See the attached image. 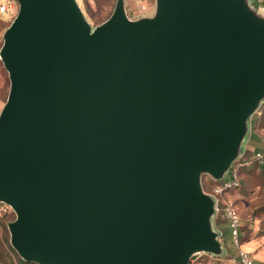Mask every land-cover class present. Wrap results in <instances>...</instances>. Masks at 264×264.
<instances>
[{
    "label": "water",
    "instance_id": "water-1",
    "mask_svg": "<svg viewBox=\"0 0 264 264\" xmlns=\"http://www.w3.org/2000/svg\"><path fill=\"white\" fill-rule=\"evenodd\" d=\"M0 61V202L37 264H189L220 255L214 199L264 100V17L249 0H15ZM237 155V156H236Z\"/></svg>",
    "mask_w": 264,
    "mask_h": 264
},
{
    "label": "rangeland",
    "instance_id": "rangeland-1",
    "mask_svg": "<svg viewBox=\"0 0 264 264\" xmlns=\"http://www.w3.org/2000/svg\"><path fill=\"white\" fill-rule=\"evenodd\" d=\"M75 1L91 29L110 16L116 2V0ZM13 7L16 14L18 4L15 0H13ZM124 7L127 16L136 19L141 15H151L153 13L154 0H124ZM1 42L0 30V45ZM8 88V75L0 61V100L5 101ZM248 122V132L252 133L253 131L257 134H252L249 142L245 144L244 153L240 159L249 160V162L241 166L240 187L237 190L230 191L226 198L236 208L240 217L239 241L241 245L246 244L248 250L244 246L242 248L250 255L264 256V166H259L254 163L256 161L252 160L253 150L257 148L259 143L258 135L264 132V100L250 115ZM246 134L247 132H245L243 140L239 141L238 149L242 150ZM235 160L229 165L224 177L229 176L235 168ZM214 180L209 174L202 173L200 176L201 187L207 189V184ZM14 219L13 209L9 205L0 202V264H13L15 257H20L9 240L8 223ZM213 225L216 230L223 232V245L228 251L224 249V252L220 255L205 254L201 264H237V248L232 242L226 221L218 217L213 221Z\"/></svg>",
    "mask_w": 264,
    "mask_h": 264
},
{
    "label": "built area",
    "instance_id": "built-area-1",
    "mask_svg": "<svg viewBox=\"0 0 264 264\" xmlns=\"http://www.w3.org/2000/svg\"><path fill=\"white\" fill-rule=\"evenodd\" d=\"M256 1L258 4L264 3V0ZM0 13H8L12 18L15 14L14 7H10L7 2L0 3ZM258 136L259 144L258 147L253 150L252 160L258 163H264V133H259ZM239 158H241V156ZM248 162L249 160L241 159L240 162L236 163L235 168L229 176L224 177L218 183L213 184L210 191L206 192L214 199L215 211L213 221L218 217H221L226 221L232 242L237 248V264H253V258L241 247L239 241V215L233 204L226 198V195L239 186L237 169ZM219 239L221 241V237H219Z\"/></svg>",
    "mask_w": 264,
    "mask_h": 264
},
{
    "label": "crops",
    "instance_id": "crops-1",
    "mask_svg": "<svg viewBox=\"0 0 264 264\" xmlns=\"http://www.w3.org/2000/svg\"><path fill=\"white\" fill-rule=\"evenodd\" d=\"M249 1H250L251 4H253V5H255L257 7L258 14L260 16L264 17V3L258 4L256 0H249ZM3 2H7V3H9L10 7H13V0H0V3H3ZM10 20H11L10 14H8V13H0L1 39H2V33L5 30V28L8 26V24L10 23ZM3 103H4V100H0V109H1V107L3 105ZM248 130L249 129L247 128V134H246V137H245V140H244L243 148H242L238 158L243 154L244 149H245V144H247L249 142V140L251 139L252 133L248 132ZM258 141H259V136H258ZM214 229H215V227H214ZM223 235H224L223 232L220 231V237H221L222 246L224 247L225 250H227V248L223 245V238H224ZM242 246H244L248 250V247H247L246 244H242L241 247ZM205 254H207V253H201V252L195 253L190 258L189 264H201L203 255L205 256ZM251 257L253 258V264H264V256L263 255L252 254Z\"/></svg>",
    "mask_w": 264,
    "mask_h": 264
},
{
    "label": "trees",
    "instance_id": "trees-1",
    "mask_svg": "<svg viewBox=\"0 0 264 264\" xmlns=\"http://www.w3.org/2000/svg\"><path fill=\"white\" fill-rule=\"evenodd\" d=\"M249 121H250V119H249ZM261 133H264V132H261ZM252 134L255 135V134H257V133L252 131ZM255 149H256V148H255ZM240 161H241L240 158L236 159V160L234 161L235 166H236V163H238V162H240ZM254 163L257 164V165H259V166H264V163H258V162H254ZM233 169H234V168H233ZM240 169H241V166L238 167V169H237L238 179H239V186H238L237 188L233 189V190H237V189L240 187V182H241V181H240ZM219 181H220V180L210 181V182L207 184V186H206L207 189H206V188H203V187H202V189H203L205 192H209L210 189H211V186H212L213 184H215V183H218ZM201 186H202V185H201ZM233 190H231V191H233ZM236 211H237V210H236ZM239 228H240V217H239ZM239 230H240V229H239ZM13 264H36V263L33 262V261L24 260V259H22V258L16 256V257H15V262H14Z\"/></svg>",
    "mask_w": 264,
    "mask_h": 264
}]
</instances>
